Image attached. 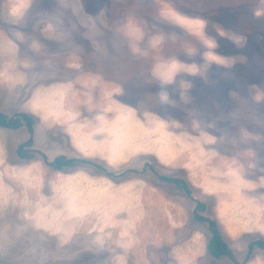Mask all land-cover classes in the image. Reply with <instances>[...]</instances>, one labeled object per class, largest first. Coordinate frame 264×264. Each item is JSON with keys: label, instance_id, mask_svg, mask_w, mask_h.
Masks as SVG:
<instances>
[{"label": "rangeland", "instance_id": "1", "mask_svg": "<svg viewBox=\"0 0 264 264\" xmlns=\"http://www.w3.org/2000/svg\"><path fill=\"white\" fill-rule=\"evenodd\" d=\"M0 111V264H264V0H0Z\"/></svg>", "mask_w": 264, "mask_h": 264}, {"label": "trees", "instance_id": "2", "mask_svg": "<svg viewBox=\"0 0 264 264\" xmlns=\"http://www.w3.org/2000/svg\"><path fill=\"white\" fill-rule=\"evenodd\" d=\"M21 125H25L27 127L28 132L31 133L33 130L32 128L33 117L30 114L21 111L15 112L11 115H5L0 111V126L16 128ZM31 143H32V139L31 137H29L23 143L19 144L16 148L17 154L23 158L31 157V155L29 154L30 153L29 149L26 148V146H29ZM72 162H74V159L57 156L48 163L55 168H62L64 166L70 165ZM161 178L176 183L177 186L179 187L182 186L185 188L186 183L182 179L170 178L165 176H162ZM202 208H203V204L200 202H196L193 216L196 220L205 221L207 223L209 237L206 242V249L208 253L215 258H220L222 256H227L229 258H232V253H231L232 251L227 245V243L223 240L219 230L217 229V225L215 221L197 213V210ZM254 246L264 248V239H256L254 241H251L248 245V253L252 251Z\"/></svg>", "mask_w": 264, "mask_h": 264}, {"label": "bare ground", "instance_id": "3", "mask_svg": "<svg viewBox=\"0 0 264 264\" xmlns=\"http://www.w3.org/2000/svg\"><path fill=\"white\" fill-rule=\"evenodd\" d=\"M165 4H166V3H165ZM168 8H169V7H168ZM165 9H166V8H165ZM165 9H164V10H165ZM199 25H200V24H199ZM199 25H198V26H199ZM196 28H197V27H196ZM157 73H158V72H157ZM165 78H166V77H165ZM105 97H106V96H105ZM119 102H120V101H119ZM119 102H118V103H119ZM120 104H121V102H120ZM120 104H118V105H120ZM122 104H123V103H122ZM124 105H125V103H124ZM124 105H122V106H124ZM45 106H46V105H45ZM119 107H120V106H119ZM119 107L117 106V108H119ZM127 108H128V107H127ZM127 108H126V109H127ZM124 109H125V108H124ZM124 109L122 108L123 111H124ZM127 110H128V109H127ZM127 110H126V111H127ZM119 113H120V110H119ZM120 114H121V116H123V115H124V116H125V115L127 116L128 111H127V113H125V112H121ZM130 115H131V114H130ZM147 115H149V114L147 113ZM147 115H146V116H147ZM117 116H118V115H117ZM117 116H116V117H117ZM132 116H133V113H132ZM134 117H135V116H134ZM149 117H150V116H149ZM114 118H115V117H114ZM117 118H118V117H117ZM131 118H132V117H131ZM112 119H113V118H112ZM112 119H111V120H112ZM115 119H116V118H115ZM126 119H128V118H126ZM154 119H155V118H154ZM111 120H110V121H111ZM113 121H114V120H113ZM129 121H130V119H129ZM134 121H135V120H134ZM134 121H133V122H134ZM148 121H149V120H148ZM151 121H152V120H151ZM104 122H105V121H103V123H104ZM131 122H132V120H131ZM131 122H130V124H131ZM152 122H153V121H152ZM109 123H110V122H109ZM109 123H106V124L108 125ZM116 123H117V122H116ZM123 123H124V122H123ZM127 123H128V122H127ZM127 123H126V125H127ZM134 123H135V122H134ZM149 123H150V121H149ZM153 123H154V122H153ZM85 124H86V123H85ZM111 124H112V123H111ZM139 124H140V121H139ZM144 124H145V123H144ZM147 124H148V123H147ZM147 124H145V125H147ZM88 125H89V124H88ZM109 125H110V124H109ZM114 125H115V124H114ZM120 125H122V124H120ZM120 125H119V126H120ZM123 125H124V124H123ZM137 125H138V124H137ZM133 126H134V125H133ZM156 126H157V125H156ZM92 127H93V126H92ZM107 127H108V126H107ZM107 127H105V128H107ZM122 127H125V126H122ZM130 127H131V126H130ZM105 128H104V129H105ZM109 128H113V127H109ZM117 128H118V126H117ZM125 128H126V127H125ZM115 129H116V128H115ZM122 129H124V128H122ZM126 129H127V128H126ZM100 130H101V129H100ZM113 130H114V129H113ZM113 130H112V131H113ZM120 130H121V129H120ZM120 130L118 131V133H122V132H120ZM127 130H128V129H127ZM150 130H151V129H150ZM97 131H98V130H97ZM102 131H103V130H102ZM105 131H106V130H105ZM122 131H123V130H122ZM125 131H126V130H125ZM107 132H109V131H107ZM113 132H114V131H113ZM123 132H124V131H123ZM94 133H96V132H94ZM104 133H106V132H104ZM104 133H103V134H104ZM110 133H111V132H110ZM125 133H126V132H125ZM101 134H102V133H101ZM112 134H113V133H112ZM104 135H105V134H104ZM106 136H108V135H106ZM115 136H116V135H115ZM109 137H111V136H109ZM117 137H118V136H117ZM105 138H107V137H105ZM136 138H137V137H136ZM151 138H152V136H151ZM84 139H85V137H84ZM119 139H120V137H119ZM152 140H154V139H152ZM118 141H119V140H118ZM118 141H116V142H118ZM78 142H79V141H78ZM116 142H115V143H116ZM126 142H128V141H126ZM134 142H135V141H134ZM80 144H81V143H80ZM80 144H79V145H80ZM131 144H132V143H131ZM136 144H137V143H136ZM115 145H116V144H115ZM133 145H134V144H133ZM135 147H137V145H135ZM127 148H128V147H127ZM108 153H109V152H108ZM126 153H127V152H126ZM109 163H110V162H109ZM15 172H17V171L15 170ZM22 172H23V171H22ZM17 173H18V172H17ZM19 173H20V172H19ZM27 174H28V173H27ZM13 177H14V176H13ZM18 177H19V176H18ZM16 178H17V177H15L14 179H16ZM26 179H27V178H26ZM11 180H12V179H11ZM13 181H15V180H13ZM21 181H22V180H21ZM17 183H18V182H17ZM21 183H22V182H21ZM240 183H241V182H240ZM15 184H16V182H15ZM24 184L26 185V183H24ZM49 184H50V183H49ZM19 185H20V184H19ZM27 185H28V184H27ZM27 185H26V187H28ZM22 186H23V185H22ZM17 188H18V187H17ZM28 188H29V187H28ZM36 188H37V187H36ZM23 189L25 190V188H23ZM9 192H10V191H9ZM25 193H26V191H25ZM50 195H51V194H50ZM59 195H60V194H59ZM66 196H67V195H66ZM66 196H65V197H66ZM71 196H72V198H73L74 194L71 195ZM79 196H80V194H79ZM62 197H63V196H62ZM57 198L59 199V197H57ZM67 198H68V196H67ZM70 198H71V197H69V199H70ZM58 199H57V200H58ZM86 199H88V198L86 197ZM59 200H61V199H59ZM64 200H66V199H64ZM67 200H68V199H67ZM121 201H122V200H121ZM52 202H53V201H52ZM73 202H74V200H73ZM64 204H65V203H64ZM67 204H68V205H73L72 200H71L70 202H68ZM117 204H118V203H117ZM99 210H100V209H99ZM113 210H114V209H113ZM129 210H130V209H129ZM67 211H69L70 214L72 215L73 212L76 211V209L73 210L72 208L69 207ZM97 211H98V210H97ZM100 211H101V210H100ZM107 211H108V210H107ZM109 211H110V210H109ZM111 211H112V210H111ZM101 212H102V211H101ZM112 212H113V211H112ZM99 213H100V212H99ZM107 213H108V212H107ZM94 214H95V213H94ZM71 215H70V216H71ZM100 216H101V215H100ZM38 217H39V216H38ZM38 217H37V219H35V220H33V221H34L36 224H39V225L42 227V223H41V222H42V221H41L42 218L40 219V218H38ZM96 217L98 218V217H99V214H98V216H96ZM102 218H103V217H101L100 219H102ZM90 219H91V218H90ZM92 219H93V218H92ZM90 224H91V223H90ZM97 225H98V224H97Z\"/></svg>", "mask_w": 264, "mask_h": 264}]
</instances>
